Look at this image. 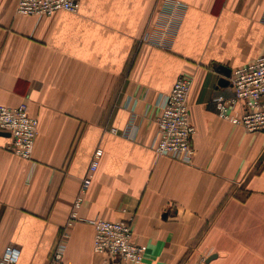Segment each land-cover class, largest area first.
<instances>
[{
  "label": "crops",
  "instance_id": "1",
  "mask_svg": "<svg viewBox=\"0 0 264 264\" xmlns=\"http://www.w3.org/2000/svg\"><path fill=\"white\" fill-rule=\"evenodd\" d=\"M160 46L165 0H79L77 13H16L0 0V105L39 121L31 160L0 135V256L19 264H100L87 220L127 221L141 264H264V131L219 118L232 97L219 67L264 55V0H177ZM194 79L191 164L153 149L156 118L177 79ZM116 131V132H115ZM97 150L99 167L75 212Z\"/></svg>",
  "mask_w": 264,
  "mask_h": 264
},
{
  "label": "built area",
  "instance_id": "2",
  "mask_svg": "<svg viewBox=\"0 0 264 264\" xmlns=\"http://www.w3.org/2000/svg\"><path fill=\"white\" fill-rule=\"evenodd\" d=\"M16 13L23 16H51L57 12L77 13L79 0H15ZM183 5L177 0H165L159 11L157 28L160 46L174 31ZM193 77L180 76L166 97L156 118L157 134L153 149L158 156H170L191 164L195 150L191 144L196 129L191 121L190 98ZM233 96L219 95L213 100L219 118L244 128L249 133L264 131V55L253 62L232 70L229 78ZM39 121L29 114L26 104L18 107L0 105V135H8L7 150L25 160H31L38 135ZM116 132V131H115ZM102 150L95 151L87 174L82 181L80 195L75 202L72 218L91 187L99 167ZM93 226V251L102 257L100 264H141L147 251L146 245L133 240V230L127 221H111L103 218L87 220ZM64 245L55 250L50 264H64ZM20 249L8 245L0 256V264H19Z\"/></svg>",
  "mask_w": 264,
  "mask_h": 264
},
{
  "label": "water",
  "instance_id": "3",
  "mask_svg": "<svg viewBox=\"0 0 264 264\" xmlns=\"http://www.w3.org/2000/svg\"><path fill=\"white\" fill-rule=\"evenodd\" d=\"M218 71L223 75V78L220 80L221 86H226L229 84V78L231 76V70L225 67H219Z\"/></svg>",
  "mask_w": 264,
  "mask_h": 264
}]
</instances>
